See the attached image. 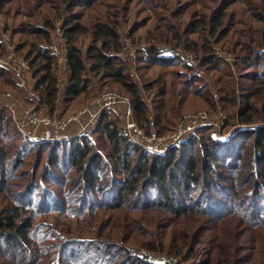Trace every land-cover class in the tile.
<instances>
[{
    "label": "trees",
    "instance_id": "trees-1",
    "mask_svg": "<svg viewBox=\"0 0 264 264\" xmlns=\"http://www.w3.org/2000/svg\"><path fill=\"white\" fill-rule=\"evenodd\" d=\"M0 16L50 115L117 88L142 125L152 110L161 123L201 101L227 112L230 131L198 129L155 155L108 112L95 139L55 142L31 141L1 112L0 264H264V0H0ZM58 26L63 88L48 49ZM124 38L135 60L122 57ZM181 45L201 57L218 101L194 89ZM0 89L29 101L1 66Z\"/></svg>",
    "mask_w": 264,
    "mask_h": 264
},
{
    "label": "built area",
    "instance_id": "built-area-1",
    "mask_svg": "<svg viewBox=\"0 0 264 264\" xmlns=\"http://www.w3.org/2000/svg\"><path fill=\"white\" fill-rule=\"evenodd\" d=\"M12 41H14L12 37L1 28L0 43L4 53L0 55V66L7 70L14 77L17 84L26 91L29 101L25 104L19 103L14 94L8 93L5 98L0 97V114L1 112H7L11 115L22 135L33 142L63 141L78 136L90 138L94 135L102 113L108 112L118 119L119 126L125 136L137 146L149 147L156 151L161 146L162 139L154 130L155 122L152 118H148L149 122L147 124L151 126V131L149 134H145L143 127L136 120L131 99L118 92H101L93 102L70 114L64 115L60 112L58 115L47 114V108L42 104L41 97L31 87L33 79L30 65L15 53ZM67 45L62 29L58 26L51 35L48 49L58 60L59 75H62L65 69L61 67V64L65 67L67 63ZM127 58L135 60V52L129 51ZM59 86L60 88L63 87L61 84ZM198 116H200L199 119L206 120V113ZM194 126H190L188 129L186 127L183 129L180 126L179 129L173 132V139L178 140L184 133L191 131ZM147 141L151 144L147 145Z\"/></svg>",
    "mask_w": 264,
    "mask_h": 264
},
{
    "label": "rangeland",
    "instance_id": "rangeland-1",
    "mask_svg": "<svg viewBox=\"0 0 264 264\" xmlns=\"http://www.w3.org/2000/svg\"><path fill=\"white\" fill-rule=\"evenodd\" d=\"M57 24L59 25L60 23H57ZM10 25H11L10 19L3 17V16H0V29L1 28L8 29L10 27ZM8 31H9V29H8ZM54 31H55V29L52 30V32H54ZM10 32L11 31L7 32V34L10 35ZM12 39L14 40V41H12L14 48H16V44L18 43L17 38L14 36V37H12ZM144 45H145V43H144ZM215 45H216L215 47H217L218 51L220 52V55L222 58H226V57L230 56L229 54H226L225 50L221 47L220 44H215ZM185 46L186 45L179 46L178 48H176V51L178 54H181L180 55V56H182L181 59H183V61L185 60L184 62L186 64H189L193 68L192 71H198L200 79L195 84L194 89H196L198 86V88L200 89L201 92L206 93L209 90L217 100L219 98L218 96H220V94L218 93L219 94L218 95L214 92V89L212 86L213 85L212 78L208 75V72H207L205 66H199L200 61H201V57L199 55L189 51L188 49L187 50L189 51V53L185 52L184 51ZM85 48H86V46L83 49H85ZM131 50H132L131 42L129 41L128 38H124V49H123L124 52L123 53L121 52L122 57L124 59L128 60L127 56H129V51H131ZM132 51H135V49ZM2 53H4V51H3V49H0V55H2ZM230 60H231V62L233 61L232 59H230ZM61 67L64 69L66 67V65L64 67L61 64ZM59 84L63 85V87H65V85L67 84L66 73L64 70H63V74L59 75ZM206 86H207V89H206ZM31 87H33V83L31 85ZM106 90L112 91V92H118V93L124 95L117 88L116 89L109 88ZM8 93H11V92L8 90L0 89V97L5 98V95ZM25 95L27 96V93ZM26 96H25V98H26ZM86 104H88V103L86 102ZM186 104L188 106H186ZM186 104H185L184 108L182 107V109L180 110V116L179 117H175V116L169 117L167 119L168 123L166 120L161 121V123H158L155 116H153L154 110L150 111V114L147 117L148 118L151 117L152 120L155 122L154 130L157 131L159 137L162 139V143H161V146H159L157 151L154 149H151L149 147H144V148L141 147V148L150 152V153H154L155 155H164L167 152H169L171 149H173L176 145L185 141L187 138L193 136V134L198 129H202V128H206V127L211 128L212 130L210 132L212 134H214V137H216L220 140H224V139L229 138L230 131H228L225 128L226 123L224 121V119L227 115L226 114L227 112L222 110L221 107H219L217 110L214 111L210 107H207L205 104H203L201 101L187 102ZM83 105H85V104H82L81 105L82 107H80V106L79 107L83 108L86 106V105L85 106H83ZM148 106H149V109H153L152 105L150 103ZM79 107L78 106H74V107L68 106V108H66L65 111H63L62 107H59L58 110H59L60 114L65 115V114H70L77 109H80ZM48 112L49 111H47V114H48ZM5 113H7V112H5ZM203 113H206V120L199 119L200 116H198V115L203 114ZM148 118L146 119V121L143 122V125L139 123L143 127L142 129H143L145 134H149L151 131V126L147 125L149 122ZM193 121H195V123L192 124ZM223 123H224V125H222L223 127H221V124H223ZM189 124H191L190 126L195 125L191 131H189V132L187 131L186 133H184L182 136H180V138L178 140L173 139V134H174L173 132H175L176 129H179L180 126L184 129ZM163 126H165V127H163ZM190 126L186 127V129H188ZM220 127L222 129H220ZM122 132H123V130H122ZM123 134H124V132H123ZM96 135L97 134L93 135V138L96 137ZM149 144H151V143H149L147 141V145H149ZM62 194H63V192H59L58 196H60ZM259 198H262V197L259 195ZM38 220L40 222H42L41 220H44V219L42 217H40ZM201 255H202V251H201ZM201 255H199V257H201ZM152 259H154L156 261L158 260V261H164L165 262V261L173 260L174 258L170 259V258H166L165 256H163L161 254H159V255L152 254ZM173 261H175V259Z\"/></svg>",
    "mask_w": 264,
    "mask_h": 264
},
{
    "label": "crops",
    "instance_id": "crops-1",
    "mask_svg": "<svg viewBox=\"0 0 264 264\" xmlns=\"http://www.w3.org/2000/svg\"><path fill=\"white\" fill-rule=\"evenodd\" d=\"M66 65V64H65Z\"/></svg>",
    "mask_w": 264,
    "mask_h": 264
}]
</instances>
